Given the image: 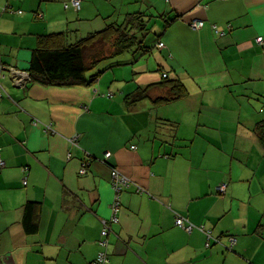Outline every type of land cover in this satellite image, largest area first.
I'll return each instance as SVG.
<instances>
[{
  "label": "crops",
  "instance_id": "obj_1",
  "mask_svg": "<svg viewBox=\"0 0 264 264\" xmlns=\"http://www.w3.org/2000/svg\"><path fill=\"white\" fill-rule=\"evenodd\" d=\"M69 1L0 0V11L13 10L0 16V264H91L112 216L110 165L132 185L111 225L108 264H264V151L253 132L264 120V0H82L79 11ZM138 12L175 20L158 17L152 51L127 53L131 61L92 86L12 82L39 35L68 32L74 42ZM167 73L181 77L187 98L156 105L168 89L152 88L126 102ZM28 202L38 207L33 234L23 226ZM177 215L215 236L230 232L234 248L207 249L206 235L178 227Z\"/></svg>",
  "mask_w": 264,
  "mask_h": 264
},
{
  "label": "trees",
  "instance_id": "obj_2",
  "mask_svg": "<svg viewBox=\"0 0 264 264\" xmlns=\"http://www.w3.org/2000/svg\"><path fill=\"white\" fill-rule=\"evenodd\" d=\"M158 17L165 20V26L175 20V18L166 19L164 14ZM144 18L149 19V16L143 12L128 14L122 24L109 23L104 29L89 33L87 36L74 42L70 40L68 32L39 35L37 46L32 51L29 68L27 69L29 77L23 87L27 88L33 83L63 87L92 86L104 71L117 65L119 62L116 60L124 54L147 55L154 47L146 46L145 44V37L149 31L146 24L149 21H144ZM161 42H158V47ZM262 42L264 43V39ZM95 69L97 71L88 76ZM162 78L159 82L139 86L135 91L126 96V102L128 104H135L144 101L149 97V91L152 88L168 89L167 95L154 100V104L156 105L170 104L189 96V90L181 77L171 78L167 73ZM4 94H7L5 90L0 98ZM253 132L261 148L264 150V120L255 125ZM105 162L109 164V158L105 159ZM110 168L115 169L116 167L110 165ZM217 194L225 195L226 192H217ZM37 217V202H28L25 206L23 217V226L28 233L33 234L38 232L39 224L37 223ZM200 231L206 235L207 249L220 245L208 238V232L213 234L211 229L208 230L204 227V230ZM225 235L229 236L227 244L223 243ZM213 236L215 235L213 234ZM231 236L234 235L227 232L223 233L222 236L215 237H220L222 240L221 244L228 250L234 248V245L231 248ZM207 243L209 244L208 246Z\"/></svg>",
  "mask_w": 264,
  "mask_h": 264
},
{
  "label": "built area",
  "instance_id": "obj_3",
  "mask_svg": "<svg viewBox=\"0 0 264 264\" xmlns=\"http://www.w3.org/2000/svg\"><path fill=\"white\" fill-rule=\"evenodd\" d=\"M65 7H73L75 10L79 11L82 8V0H71L67 3H65ZM3 12H13L12 8L10 6H5L1 11H0V16L2 15ZM20 14H23V11H18ZM205 25V21L199 20V19H194L192 22H190V26L194 29H202ZM216 30L217 26L215 25ZM230 28V25H229ZM219 32V31H218ZM221 35H224L226 32H219ZM263 37L257 38V42L262 43ZM160 48H164L165 44L160 43L159 45ZM3 65V64H2ZM0 64V80L3 76L2 71L5 70V67ZM11 75H12V82L15 83V85L23 87V85L26 84V81L29 77V72L28 71H18L15 68H11ZM4 87L0 82V96H2L4 92ZM47 131H51L52 127L47 126ZM75 142V141H74ZM109 158V154L105 155V159ZM0 164L1 166H4L3 160L0 159ZM83 174L87 172L86 168L83 167L81 170ZM24 185H27V179L24 180ZM111 185L114 190V199L111 204V210H112V216L109 219L103 220V228L101 232V237L98 240V245H99V251L97 254V257L93 264H108L110 262V257L108 255V247H109V235L111 232V225L119 222V213L121 210V196L122 192L125 188H128L131 186V180L127 178L124 174H122L118 169H111ZM227 190V184L226 183H221L216 191L220 193H225ZM140 191V190H139ZM176 225L178 227L183 228L186 230L188 233L193 232L194 229H199V230H204V226H197L193 222H191L188 218L182 217L177 215L176 217ZM208 238L213 240L214 242L221 244L222 240L220 237H215L211 232H208ZM236 243V238L232 236L231 238V248L233 245ZM209 244L207 243V246Z\"/></svg>",
  "mask_w": 264,
  "mask_h": 264
},
{
  "label": "rangeland",
  "instance_id": "obj_4",
  "mask_svg": "<svg viewBox=\"0 0 264 264\" xmlns=\"http://www.w3.org/2000/svg\"><path fill=\"white\" fill-rule=\"evenodd\" d=\"M144 21H149V23L148 24H146V26H148V29H149V31H148V33L146 34V37H145V43H147L149 46H153L154 44V40H155V38H156V32L154 31V29H155V26L157 25V24H160V19H158V17L157 16H154V18H149V19H147V18H144L143 19ZM125 21V20H124ZM127 54V53H126ZM126 54H124L123 56H121L120 58H118L116 61H118L119 63H121V64H124L125 63V61L127 60V61H131V55L130 56H127ZM129 54H132V53H129ZM150 56H147L146 57V59L147 58H149ZM122 67H126L125 65H123ZM128 68H131V65H129L128 66ZM97 71V69H95V70H93V72L95 73ZM154 72L150 75V76H157V74H159L160 75V73H161V71H159V69H157V70H153ZM93 73V74H94ZM130 79H132L131 78V74H130V77H129V79H128V81L130 80ZM122 84H127V83H125V81L124 82H122ZM165 95H167V93L165 94ZM110 183H111V179H110ZM112 186V185H111ZM141 189V188H140ZM114 191V190H113ZM140 191H142V193H144L145 191L143 190V189H141ZM115 194V193H114Z\"/></svg>",
  "mask_w": 264,
  "mask_h": 264
},
{
  "label": "bare ground",
  "instance_id": "obj_5",
  "mask_svg": "<svg viewBox=\"0 0 264 264\" xmlns=\"http://www.w3.org/2000/svg\"><path fill=\"white\" fill-rule=\"evenodd\" d=\"M262 43H263V42H262ZM166 76H167V75H166ZM165 78H166V77H165ZM164 117H165V116H164ZM164 119H165V118H164ZM166 119H167V118H166ZM166 119H165V120H166ZM167 120H168V119H167ZM167 120H166V121H167ZM35 121H36V120H35ZM169 121H170V119H169ZM32 122H33V121H32ZM172 122H173V121H172ZM174 122H175V121H174ZM178 123H179V122H178ZM178 123H177V124H178ZM51 124H53V123H51ZM51 124H50V125H51ZM167 124H168V123H167ZM167 124H166V125H167ZM41 125H42V124H41ZM176 126H177V125H176ZM167 127H169V125H168ZM42 129H43V128H42ZM34 131H35V130H34ZM46 131H47V130H46ZM53 131H54V130H53ZM26 133H27V132H26ZM26 133H24V134H26ZM50 134H53V133H50ZM49 136H50V135H49ZM25 137H27V136H25ZM26 139H27V138H26ZM76 139H78V138H76ZM76 142H77V141H76ZM258 145H259V144H258ZM260 146H261V145H260ZM262 149H263V148H262ZM259 150H260V149H259ZM263 151H264V150H263ZM259 152H260V151H259ZM263 156H264V155H263ZM82 163H83V161H82ZM85 165H86V164H85ZM164 172H165V170H164ZM24 179H25V177H24ZM27 180H28V179H27ZM234 181H235V180H234ZM241 181H242V180H241ZM244 181H245V180H244ZM135 182H136V181H135ZM242 182H243V181H242ZM27 183H28V182H27ZM138 184H139V183H138ZM140 185H141V184H140ZM143 187H144V186H143ZM251 187H253V186H251ZM147 189H148V188H147ZM250 189H251V188H250ZM252 189H253V188H252ZM112 190H113V189H112ZM140 190H141V189H140ZM149 190H150V189H149ZM128 191H132V190H128ZM253 191H254V189H253ZM138 192H139V191H138ZM248 192H249V191H248ZM251 192H252V191H251ZM251 192H250V193H251ZM252 193H253V192H252ZM123 194H124V193H123ZM125 194H126V193H125ZM148 196H149V195H148ZM219 196H221V195H219ZM250 196H252V194H251ZM158 197H159V196H158ZM151 198H152V197H151ZM160 199L163 200L162 197H161ZM121 200H122V199H121ZM151 200H152V199H151ZM163 201H164V200H163ZM164 203H165V202H164ZM165 204H166V203H165ZM125 209H126V208H125ZM111 212H112V210H111ZM120 213H121V212H120ZM174 221H175V220H174ZM233 233H235V232H233ZM225 236H226V235H225ZM228 237H229V236H228ZM228 237H227V238H228ZM231 237H232V236H231ZM98 240H99V239H98ZM110 240H111V238H110ZM208 241H209V240H208ZM213 242H214V241H213ZM205 244H206V243H205ZM210 248H211V247H210ZM205 250H206V249H205ZM210 250H211V249H210ZM234 251H235V250H234Z\"/></svg>",
  "mask_w": 264,
  "mask_h": 264
}]
</instances>
